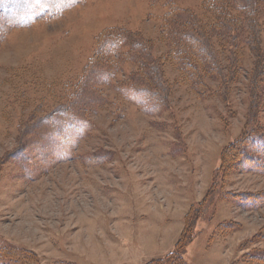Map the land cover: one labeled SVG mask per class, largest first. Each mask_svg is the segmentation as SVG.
<instances>
[{
	"label": "rangeland",
	"instance_id": "rangeland-1",
	"mask_svg": "<svg viewBox=\"0 0 264 264\" xmlns=\"http://www.w3.org/2000/svg\"><path fill=\"white\" fill-rule=\"evenodd\" d=\"M173 251L264 264V0H0V264Z\"/></svg>",
	"mask_w": 264,
	"mask_h": 264
},
{
	"label": "trees",
	"instance_id": "trees-1",
	"mask_svg": "<svg viewBox=\"0 0 264 264\" xmlns=\"http://www.w3.org/2000/svg\"><path fill=\"white\" fill-rule=\"evenodd\" d=\"M243 145L241 146H237L235 148V150L229 154V159L227 160H231L234 158V157H239L241 156V149H242ZM222 163H225L224 160L222 159ZM229 166V165H228ZM177 252L173 251L171 254H168L164 257H161V258H152L150 259L146 264H183L182 263V259H181V256H177L176 255ZM53 264H74V262H65V261H61V262H55Z\"/></svg>",
	"mask_w": 264,
	"mask_h": 264
}]
</instances>
